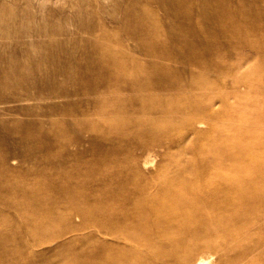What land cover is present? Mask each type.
I'll use <instances>...</instances> for the list:
<instances>
[{
	"label": "rangeland",
	"instance_id": "obj_1",
	"mask_svg": "<svg viewBox=\"0 0 264 264\" xmlns=\"http://www.w3.org/2000/svg\"><path fill=\"white\" fill-rule=\"evenodd\" d=\"M1 21L0 264H264V187L236 214L208 181L214 156L264 177V0H0ZM182 178L191 222L164 209Z\"/></svg>",
	"mask_w": 264,
	"mask_h": 264
},
{
	"label": "bare ground",
	"instance_id": "obj_2",
	"mask_svg": "<svg viewBox=\"0 0 264 264\" xmlns=\"http://www.w3.org/2000/svg\"><path fill=\"white\" fill-rule=\"evenodd\" d=\"M218 16H216L215 19L219 20ZM4 22L1 21L0 23H4ZM2 28H6V27H2ZM7 29H5V30L8 31ZM1 33H3V32H1ZM6 34H7V32H6ZM253 76H254V74H253ZM214 142L215 141L212 140L211 143L214 144ZM211 143H210V145H212V152L211 153H213V151H215V150L213 148V144H211ZM216 150H217V148H216ZM213 159L215 160L216 165L219 166L220 159L215 158V156L213 157ZM217 161H219V162H217ZM218 166L215 169V172H213V175L208 178V181L212 182L213 180H218L219 179V181H222L224 184L227 185V187H231L232 189H234L236 191V194L232 198L233 203L235 204V207L233 208V211L236 214H241V213L244 214V210H246V207H244L243 204H242L243 199H246L248 196H250L251 192H253L254 190L258 191L261 187H264V180H262V179H264V177H262L258 182H256L254 179H251L250 176H249L250 174H252L254 172L253 171L251 173L253 168H252V170H250L249 168H246V167L239 168V167H235L234 166V167H232L230 169V171L227 170L226 172L225 171L223 172L222 170H220L221 169L220 167L218 168ZM243 172L246 173L245 175H248V178H246V180L244 179L242 181V179L240 178L239 175L243 174ZM168 187H169V189H168L169 193H171L172 196H174V198H175V201H176L175 204L176 205H170V206H167V208H164L166 213L170 212V211L179 210V211L182 212V216L185 217L186 219H188V221L191 222L193 220V216H192L193 214H191V210L190 209H186L184 205L187 202L190 203V201H191V204H192V202H193L192 198L195 195V193L197 192L196 186L194 185V183L190 179H188V178H184L183 179L182 178L178 184L170 185ZM112 218H114V217H112ZM136 221H137L136 225H130V227H128L127 229H123V228H126V227H123V225L120 224L121 222H118L117 220L114 219L113 222H111L110 231H111V233H114V235H116L118 233H120V234L123 233L125 236H128V237H131V238L135 239V238L138 237V235H140L146 229V226H147L144 223V221H141L140 219H137ZM215 222H217V225H220L222 227V231L225 232V233H227V232L229 233V231H231L233 229L232 226L230 225V218L227 215H219V216H217ZM163 223L164 222L162 220L159 221L160 232H161L162 235L167 236V234H168L167 231H166L167 227L164 226ZM155 230L156 229H154V231ZM157 230H159V229H157ZM197 233H198L197 231H194V234H197ZM206 243L209 244L211 242L207 240ZM166 252L170 253V254L172 253L173 255H176L177 254V249L175 248L174 245H171L170 250L169 251L166 250ZM189 254H190V252L189 253L186 252L185 257H187ZM109 260H110V258H108V256H107L106 259H105V262L108 264ZM112 261H111L112 264H125L117 256H115L114 259H112ZM196 263L197 264H205V263H208V261L205 258L201 257L199 260H197Z\"/></svg>",
	"mask_w": 264,
	"mask_h": 264
}]
</instances>
